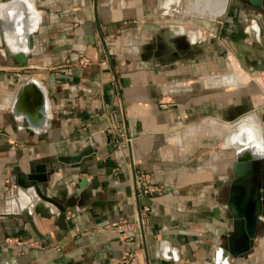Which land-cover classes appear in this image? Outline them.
Listing matches in <instances>:
<instances>
[{
  "label": "crops",
  "instance_id": "1",
  "mask_svg": "<svg viewBox=\"0 0 264 264\" xmlns=\"http://www.w3.org/2000/svg\"><path fill=\"white\" fill-rule=\"evenodd\" d=\"M23 1L30 35H0V264H264V211L252 252L221 245L234 223L228 149L264 151L263 8L230 0L219 16L217 0ZM30 78L50 105L40 129L13 111ZM134 169L161 191L141 198L143 226L109 228L138 211ZM33 174L67 207L65 221L33 194L36 229L23 213L17 198Z\"/></svg>",
  "mask_w": 264,
  "mask_h": 264
},
{
  "label": "water",
  "instance_id": "2",
  "mask_svg": "<svg viewBox=\"0 0 264 264\" xmlns=\"http://www.w3.org/2000/svg\"><path fill=\"white\" fill-rule=\"evenodd\" d=\"M256 7L264 9V0H249ZM218 14L222 16L228 11L230 0H217ZM0 4H5L4 17H0V35L3 31L12 29L16 36L27 38L34 27L32 10L23 0H0ZM110 62L111 58L108 56ZM259 68L264 69V64H259ZM13 111L16 116L22 119L23 124L32 128H44L50 120V105L47 93L42 83L36 79L23 80L15 93ZM248 113L235 121L237 125ZM234 175L235 185L231 192L229 204L232 206L234 216L232 234L222 237V252L226 255H244L254 250L257 240V227L264 211V151L260 153L247 150L239 151L235 145ZM134 180H136V171ZM46 181L45 176L33 174L29 176V182L24 185L28 189L21 192L17 200L20 203L23 213L26 214L34 229L30 208V195L49 201L59 208L60 221H65L67 207L61 205L56 199L42 192L41 184ZM140 224L143 221L140 217Z\"/></svg>",
  "mask_w": 264,
  "mask_h": 264
},
{
  "label": "built area",
  "instance_id": "3",
  "mask_svg": "<svg viewBox=\"0 0 264 264\" xmlns=\"http://www.w3.org/2000/svg\"><path fill=\"white\" fill-rule=\"evenodd\" d=\"M80 62L83 64H87L89 62V59L85 56H82L80 58ZM118 123V122H117ZM115 126H118L117 124ZM127 138H123L120 143L124 145L125 141ZM161 191V186L158 184L152 182L151 177L148 173H141L140 175L136 176L135 180V193L137 197V201L139 203L138 211L135 213L133 217V221L129 217H121L116 221L111 222L108 227L109 228H114V229H119L123 230L126 226H130L132 222H135L138 226L140 224V217L141 220L143 221V215L147 213L150 210V207L148 204H142L141 203V198L142 197H151L156 194H158ZM131 256V255H129ZM135 260V257L132 256L131 259H127L126 262L129 264L133 263Z\"/></svg>",
  "mask_w": 264,
  "mask_h": 264
},
{
  "label": "bare ground",
  "instance_id": "4",
  "mask_svg": "<svg viewBox=\"0 0 264 264\" xmlns=\"http://www.w3.org/2000/svg\"><path fill=\"white\" fill-rule=\"evenodd\" d=\"M11 101V100H10ZM11 103V102H10ZM252 117V115H249L248 117H245L244 119H242V121L240 122V127L241 125H243V123L247 120H249ZM254 130V128H253ZM255 132V131H254ZM257 151H255V153H260L263 152L262 146L258 143V148L256 149ZM240 151H244V149H241Z\"/></svg>",
  "mask_w": 264,
  "mask_h": 264
},
{
  "label": "rangeland",
  "instance_id": "5",
  "mask_svg": "<svg viewBox=\"0 0 264 264\" xmlns=\"http://www.w3.org/2000/svg\"><path fill=\"white\" fill-rule=\"evenodd\" d=\"M262 11H263V13H264V9H261ZM257 80L258 81H263L262 79H260V78H257ZM235 145L233 146V145H231L230 146V149H228L229 151H231V153H233V154H235Z\"/></svg>",
  "mask_w": 264,
  "mask_h": 264
}]
</instances>
